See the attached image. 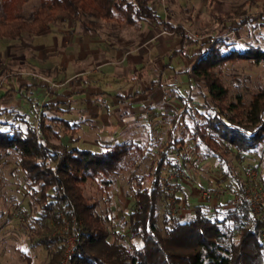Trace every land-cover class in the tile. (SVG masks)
Returning <instances> with one entry per match:
<instances>
[{
	"label": "trees",
	"instance_id": "trees-1",
	"mask_svg": "<svg viewBox=\"0 0 264 264\" xmlns=\"http://www.w3.org/2000/svg\"><path fill=\"white\" fill-rule=\"evenodd\" d=\"M23 1L0 0V41L15 40L25 33L42 35L55 23L63 22H79L88 31L95 30L98 20L131 28H139L144 21L158 24L181 38L171 59L185 54L188 47L197 46V52L191 54L194 63L184 74L191 89L203 83L207 88L205 99L209 100L203 107L193 108L190 92L181 96L182 111L172 120L167 140L159 148L154 174L135 177L134 205L123 223L129 228L130 239L139 238L142 244L131 252L124 245L109 241L111 232L96 211L98 202L85 196L83 186L88 181L98 182L99 188L108 192L112 178L139 156L144 157L148 146L130 140L102 152L67 148L49 141L43 119L34 125L20 117L25 129L0 121V126H9L0 127V159L10 152L20 157L19 166L41 205L42 218L54 221L40 238L50 254L48 264L60 262L66 238L51 234L67 222L74 225L72 233L76 235L71 264H264V216L245 199L224 212L197 206L194 217L186 221L166 215L172 223L166 235L157 225L158 200L169 195L162 188V171L165 166L178 165L169 157L173 151L181 153L191 140L197 152L205 148L208 156L226 162L232 151L245 156L262 145L264 149V88L249 103L241 96L229 101L228 90L215 73V68L237 60L264 64V44L229 42L226 33L234 24L227 25L225 17L219 19L223 25L220 31L206 40L196 39L182 26L162 21L154 0H38L29 16L21 11ZM251 1L245 0L230 16L240 18L235 28L249 24L264 27V7L258 15L249 14L246 5ZM64 124L73 133L78 127ZM179 124L180 137L176 138ZM257 168L262 184L259 188L264 191V155ZM228 172L233 175L231 170ZM147 180L151 181L149 186L145 185ZM237 184L238 188L231 191L246 194L247 185L239 180ZM222 213L225 215L220 216Z\"/></svg>",
	"mask_w": 264,
	"mask_h": 264
},
{
	"label": "rangeland",
	"instance_id": "rangeland-1",
	"mask_svg": "<svg viewBox=\"0 0 264 264\" xmlns=\"http://www.w3.org/2000/svg\"><path fill=\"white\" fill-rule=\"evenodd\" d=\"M241 2L242 0H165V3L175 11L178 26H184L187 32L191 33L196 39L205 40L223 27V25L218 24L216 18L220 15L229 14ZM37 5L38 0H24L21 11L29 16ZM159 5L160 0H154L156 9L157 7L159 8ZM263 6L264 0H255L249 10L251 13L257 14L263 10ZM239 21L240 18L234 19L232 21L234 28L228 29L227 36L225 35L228 37L229 42H238L240 45L245 43L264 44V27L254 28L253 24H249L242 28L239 26L235 28ZM69 24L81 32L87 31L79 22L55 23L52 30H65ZM94 28L99 31L101 36L114 42L115 47H120L121 40H132L131 48H135L140 42H143V46L146 45L145 47H154L165 51L166 49L175 48L180 41L174 34L164 31L161 27H156L153 33L149 32L150 34L146 40L143 39L142 34L145 30L147 31L145 23L140 29H136L119 25L116 22L107 23L98 20ZM159 36H162V40L155 41L158 40ZM26 43L31 45L34 43L33 37L27 33L15 40L0 41V86L3 83V78L7 76V69L16 76L26 71V75L28 73L37 78L41 77L50 84L52 89L59 86L60 83L57 80L45 77V75L29 66L28 69L20 67L17 57L25 52ZM193 50L197 52V46L189 47L187 53H192ZM9 56H12V58ZM173 58L175 64V66H172L173 68L177 67L180 70L182 66L186 65L184 60H179V56ZM25 63L27 66L26 61ZM193 63L194 60L187 65L192 67ZM170 70L173 73L170 71L168 75L172 76V78L167 79L169 85L165 84L163 88L167 92L166 98L171 101L170 111L175 113H181L182 111V103L178 102L177 98L179 92H183V94L190 92L193 99L191 107L193 108L203 107L209 101L205 99L207 88L203 83L191 89L187 76L183 74L181 77V75L174 73L176 70ZM215 73L220 78L221 83L227 88L229 101H236L238 96H241L249 103L252 100V96L264 88L263 63H255L252 60L227 62L224 66L215 68ZM12 78L16 79L15 76ZM27 78L34 79L33 77ZM105 78L102 75L98 77L95 75L93 80L104 84ZM13 94L9 112L4 114V116H0V121L13 122L12 124L15 123L25 129L26 125L19 116L24 115L23 110H19L18 105L21 96L16 93ZM38 103L40 102L36 100L33 106ZM27 109L29 110L30 108L27 107ZM80 116L84 117V115ZM159 116L152 125L139 127L137 134L134 136L131 135V130H127L111 140L109 144L112 146L133 139L137 143L147 145L148 150L144 157L139 156L134 164H127L123 171L112 178L111 188L108 192H103L99 188L98 182L88 181L83 186L85 196L98 202L96 211L103 218L111 232L109 241L124 245L128 252H131L133 247H139L142 244L139 238L130 239L129 228L123 223V220L128 219L134 205L135 177L154 174L159 148L167 140V131L172 126L170 117L166 119L164 117L159 118ZM81 117L73 116L70 120L72 122H83V128L87 129V127H90V130L86 134L81 131V139L75 145H71V147L76 146L77 148L94 152L106 150L107 147L101 145L103 135L99 132L101 127H97L98 121L94 119L82 120L80 119ZM189 119L187 117V120ZM25 121L34 125L37 124V119L33 112L26 114ZM52 125L60 136L56 137L55 133L50 132L51 143L65 145L70 142L69 136L71 133L66 132L62 124L53 123ZM0 127L7 129L9 126ZM179 127L175 131L176 138L180 137L181 125ZM96 128L98 131H96ZM263 155L264 149L262 145L253 154L245 156L232 151L228 154L227 161L224 162L208 156L205 148L197 152L191 140L187 142L185 149L181 153L173 151L169 157L173 158L178 165L174 167L165 166L160 178L162 188L167 195L169 194L168 196L162 195L158 200L157 225L160 232L166 235L171 228L172 223L168 219L170 216H178L181 221H186L194 217V211L197 206L205 209L216 208L223 212L229 209L230 205L236 202L230 198V194L227 191H231L234 188L237 189L238 180L247 185V190L249 188L252 189L249 194L250 197L257 198L260 192L259 187L262 185L260 175L258 176V173L256 179L252 180L253 178L249 177V173L255 170L258 171L257 165ZM19 159L20 157L15 152H10L7 156H3L0 159V264H48L50 254L46 247L40 243V238L42 233L53 225L54 221L42 218L43 210L41 205L35 200L34 190L31 189L24 177V171L19 166ZM230 170L233 173L232 176L228 172ZM150 184V180L145 181V185L149 186ZM205 189L213 193V197L210 200H204L201 197V191ZM242 195L243 197L246 196L245 193H242ZM242 199L239 198V203ZM251 204L255 212H260L264 216V210L258 204L255 206L253 205L255 203ZM167 211L170 214H167ZM212 212H208L209 215H212ZM166 215H169V217H166ZM224 215L222 213L220 216ZM165 217L168 219L167 222L164 220ZM73 226L68 222L64 223L55 228L51 234V236L59 235L66 238L65 248L59 264H71V257L75 250L73 243L76 244L73 240V236H76L72 233ZM118 235L122 237L117 238Z\"/></svg>",
	"mask_w": 264,
	"mask_h": 264
},
{
	"label": "crops",
	"instance_id": "crops-1",
	"mask_svg": "<svg viewBox=\"0 0 264 264\" xmlns=\"http://www.w3.org/2000/svg\"><path fill=\"white\" fill-rule=\"evenodd\" d=\"M244 1L242 0L240 5ZM254 1L247 4L246 9L249 14L258 15L263 10L257 14H253L249 10ZM235 10L217 17L218 24L220 25L219 19L222 17H225L227 25L232 24L234 19H239L230 17ZM157 11L162 21L178 26L175 11L165 3V0H160ZM143 23L147 29L142 34L145 40L156 27H161L164 31L174 34L180 41L175 48L165 51L164 49L145 47L143 42H140L135 48H131L132 40H121L120 47H115L114 42L101 36L99 31L81 32L70 24L65 30L51 29L42 35H31L34 43L32 45L26 43L25 52L17 57L20 67L28 69L29 66L45 77L57 80L60 85L52 89L50 84L41 77L40 79L28 73L26 75V71L16 76L7 69V76L3 78V83L0 86V116L9 112L13 93H16L21 96L18 105L19 110H23L24 114L18 115L25 120L26 114L33 112L37 120L43 119L48 130L49 141L50 132L55 133L56 137L60 136L52 124H62L66 132L71 133L70 142L65 145L61 144L67 148H77L76 146L71 147V145H75L81 139V131L86 134L90 130V127L83 128V122H72L70 118L72 119L73 116L79 118L80 115H84L80 119L97 120V127H101L99 132L103 135L101 145L105 147L111 146L109 144L111 140L127 130H131V135L134 136L139 127L152 125L159 115V118L168 119L170 117L172 123L174 117L180 113L170 111L171 101L166 98L167 92L163 88L165 84L169 85L167 79L172 78L168 75L170 69L176 70L174 73L182 77L184 71L190 68L187 64L194 60L191 58V54L195 52V49L192 53H187L188 47L185 54L179 55V60H184L186 64L184 67L182 66L180 70L177 67L173 68L172 66H175L174 58L171 59L170 55L180 45L181 38L175 32L166 30L161 25L147 21ZM182 27L186 30L184 26ZM161 40L162 36H159L155 41ZM9 57L12 58V56ZM171 73L173 72L171 71ZM95 75L96 77L100 75L106 77L104 84L93 80ZM13 76L16 79H13ZM29 94L31 96H27ZM182 95H184L183 92H179L177 98L178 102L183 104ZM36 100L40 103L33 106ZM64 122L77 124L75 133ZM179 126L180 124L177 129L180 128ZM96 131H98L97 128ZM230 198L237 202L234 192H231ZM234 205L236 203L231 204L230 207Z\"/></svg>",
	"mask_w": 264,
	"mask_h": 264
},
{
	"label": "built area",
	"instance_id": "built-area-1",
	"mask_svg": "<svg viewBox=\"0 0 264 264\" xmlns=\"http://www.w3.org/2000/svg\"><path fill=\"white\" fill-rule=\"evenodd\" d=\"M256 175H257L256 171H251V172L249 173V177H251V178H253V179H255ZM253 179H252V180H253ZM259 190H260V192H259V196H258L257 198H255V197H250L249 194H250V192L252 191L251 188H249V189L246 191V196H245V197H243V195H241V194H235V197H236V199H237V202H236V203L239 202V198H243V199H245V200H247V201H249V202H251V203H255V204H253L254 206H255L256 204H258V206L264 210V191L261 190V189H259ZM227 192H228V194H230L229 191H227ZM239 196H240V197H239ZM201 197H202L204 200H210V199L213 197V193H212V191H209L208 189H205V190L201 191ZM73 237H74L73 240H74L75 243H76L75 236H73ZM73 246H74V249H75L76 244L73 243Z\"/></svg>",
	"mask_w": 264,
	"mask_h": 264
}]
</instances>
